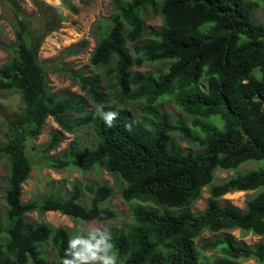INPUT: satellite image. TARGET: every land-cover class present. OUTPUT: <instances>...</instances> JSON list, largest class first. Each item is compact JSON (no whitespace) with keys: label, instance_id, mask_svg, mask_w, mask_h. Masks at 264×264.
<instances>
[{"label":"trees","instance_id":"1","mask_svg":"<svg viewBox=\"0 0 264 264\" xmlns=\"http://www.w3.org/2000/svg\"><path fill=\"white\" fill-rule=\"evenodd\" d=\"M110 1L113 11L92 28L96 43L88 62L100 74L65 68L85 97L51 92L27 42L26 23L18 19L14 51L0 65V91H17L22 100L0 141V154L9 161L0 264H60L68 241L78 234L47 220H29V213L58 211L80 221L116 217L102 205L113 192L107 183L75 181L66 196L22 201V184L32 168L27 140L41 133L49 116L58 128L51 130L41 153L57 149L64 133L88 128L94 135L86 148L73 142L66 156L51 157L50 167L87 172L103 166L123 182L122 198L132 202L131 222L111 232L117 264H240L249 259L264 264V24L253 19L255 3ZM149 11L160 14V27L146 28ZM77 52V45L64 49L66 55ZM159 61L166 62L165 68L133 69ZM103 87L113 92L115 104H109ZM86 98L95 108L88 109ZM166 100L186 119H171L160 107ZM128 103H139L137 115ZM100 105L119 113L113 127L96 114ZM174 135L195 149L181 150ZM250 161L257 168L216 181V170L235 171ZM205 187V207L192 211ZM250 190L255 193L244 208L222 201L226 193ZM84 194L89 205L82 202ZM231 229L261 239L247 244Z\"/></svg>","mask_w":264,"mask_h":264},{"label":"rangeland","instance_id":"2","mask_svg":"<svg viewBox=\"0 0 264 264\" xmlns=\"http://www.w3.org/2000/svg\"><path fill=\"white\" fill-rule=\"evenodd\" d=\"M124 1V0H122ZM255 3L252 13L253 19L257 23L264 24V1L250 0ZM73 6L76 11L69 7ZM113 11V4L110 0H0V65L4 64L14 51L15 27L18 26V19L22 18L27 27V42L36 51L37 59L43 66L47 84L53 93H72L85 97L84 91L77 81L72 79L65 68L79 71L85 76L100 74V70L93 68L89 62V56L95 46V37L92 33L94 23L102 17H107ZM144 24L147 27H160L162 19L160 14L149 11L144 16ZM71 45L78 46L76 54L66 55L64 49ZM129 46V44H127ZM166 62L159 61L147 63L142 67H133L139 71H156L165 68ZM102 86V85H101ZM108 93L109 104L113 92L102 88ZM88 101V109L92 110L95 105ZM131 114L137 115L139 103L129 104ZM166 111L169 117L175 118L183 116L178 108L169 100L160 106ZM22 108V100L19 92L14 90L0 91V141L5 140V133L8 131L10 120ZM58 125L52 117H48L39 135L27 140V155L31 161L32 168L29 177L22 184V201L32 198H42L49 194L56 196H66L72 183L89 182L91 184L107 183L113 187L111 196L102 202L103 206L111 208L116 217L108 221H80L59 213L58 211H47L42 215L36 212L27 214V218L32 221L47 220L53 226H65L71 233H78L81 226L88 228L92 225L107 226L110 232L117 231L123 225L131 222L132 202H126L121 195L123 182L118 177L109 173L103 166L93 168L87 172H79L72 168L54 169L48 165L52 157L66 156L70 151L73 142H78L86 148L94 140V135L88 128L80 129L75 133H64V139L59 147L48 154L40 152V148L48 140L52 129ZM174 140L181 150L192 149L188 141L181 136L174 135ZM258 163L250 161L244 163L237 170L215 171L216 181L230 177L238 172H244L257 168ZM8 157L0 154V211H3L5 204L3 201L2 188L6 186V176L8 174ZM255 193L250 191H233L226 193L222 201L228 202L239 208H244L246 200ZM208 197V188L205 187L200 198L191 207L192 211H200L205 207ZM89 195L84 194L83 203L88 204ZM89 205V204H88ZM233 236L247 244H253L261 239L260 236L251 232L241 233L239 229L228 230ZM204 237L211 236L205 233ZM240 264H257L255 260L249 259L241 261Z\"/></svg>","mask_w":264,"mask_h":264},{"label":"clouds","instance_id":"3","mask_svg":"<svg viewBox=\"0 0 264 264\" xmlns=\"http://www.w3.org/2000/svg\"><path fill=\"white\" fill-rule=\"evenodd\" d=\"M96 114L103 119L109 128L115 125L119 116L118 112L104 111L102 105L97 106ZM117 260L118 257L114 252V243L109 228L92 225L88 228L81 226L78 229V234L68 241L60 264H117Z\"/></svg>","mask_w":264,"mask_h":264}]
</instances>
